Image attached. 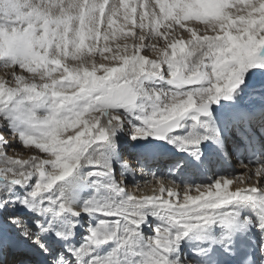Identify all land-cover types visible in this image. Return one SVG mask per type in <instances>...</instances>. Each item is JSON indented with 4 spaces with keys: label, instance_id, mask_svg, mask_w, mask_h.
Masks as SVG:
<instances>
[{
    "label": "snow or ice",
    "instance_id": "1",
    "mask_svg": "<svg viewBox=\"0 0 264 264\" xmlns=\"http://www.w3.org/2000/svg\"><path fill=\"white\" fill-rule=\"evenodd\" d=\"M0 70V264H264V0H0Z\"/></svg>",
    "mask_w": 264,
    "mask_h": 264
},
{
    "label": "bare ground",
    "instance_id": "2",
    "mask_svg": "<svg viewBox=\"0 0 264 264\" xmlns=\"http://www.w3.org/2000/svg\"><path fill=\"white\" fill-rule=\"evenodd\" d=\"M0 74H2V70H0ZM140 183L142 184L143 182L141 181ZM145 191H150V186H145Z\"/></svg>",
    "mask_w": 264,
    "mask_h": 264
}]
</instances>
